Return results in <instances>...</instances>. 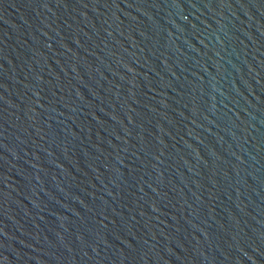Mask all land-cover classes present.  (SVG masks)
<instances>
[{"label": "water", "instance_id": "95a60500", "mask_svg": "<svg viewBox=\"0 0 264 264\" xmlns=\"http://www.w3.org/2000/svg\"><path fill=\"white\" fill-rule=\"evenodd\" d=\"M0 264H264V0H0Z\"/></svg>", "mask_w": 264, "mask_h": 264}]
</instances>
